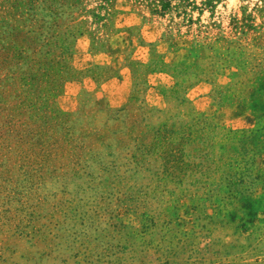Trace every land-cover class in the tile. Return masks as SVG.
<instances>
[{
	"label": "rangeland",
	"instance_id": "obj_1",
	"mask_svg": "<svg viewBox=\"0 0 264 264\" xmlns=\"http://www.w3.org/2000/svg\"><path fill=\"white\" fill-rule=\"evenodd\" d=\"M0 264H264V0H0Z\"/></svg>",
	"mask_w": 264,
	"mask_h": 264
},
{
	"label": "trees",
	"instance_id": "obj_2",
	"mask_svg": "<svg viewBox=\"0 0 264 264\" xmlns=\"http://www.w3.org/2000/svg\"><path fill=\"white\" fill-rule=\"evenodd\" d=\"M257 127H258L259 129L262 128V127L260 126V124H258ZM260 134H261V130H260V131H256V133L254 132V136H256V137H257V136H261Z\"/></svg>",
	"mask_w": 264,
	"mask_h": 264
}]
</instances>
